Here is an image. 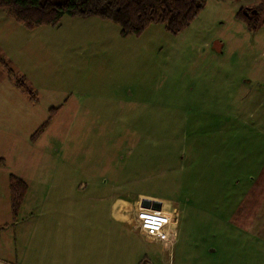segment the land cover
I'll return each mask as SVG.
<instances>
[{
  "label": "rangeland",
  "instance_id": "1",
  "mask_svg": "<svg viewBox=\"0 0 264 264\" xmlns=\"http://www.w3.org/2000/svg\"><path fill=\"white\" fill-rule=\"evenodd\" d=\"M240 9L264 14V0H207L176 34L150 24L122 36L118 24L96 16L27 28L0 8V56L32 94L25 109L13 105L8 119L0 116V149L14 140L0 192L25 168L29 207L40 193L45 207L79 210L55 217L59 223L97 221L88 210L100 193L127 223L140 199L180 212L170 254L111 217L108 235L78 227L76 264H264L224 206L239 187L230 181L241 178L243 190L264 147L262 138L245 140L248 123L264 131V24L249 30ZM59 106L43 141L30 143L37 120Z\"/></svg>",
  "mask_w": 264,
  "mask_h": 264
},
{
  "label": "crops",
  "instance_id": "2",
  "mask_svg": "<svg viewBox=\"0 0 264 264\" xmlns=\"http://www.w3.org/2000/svg\"><path fill=\"white\" fill-rule=\"evenodd\" d=\"M11 63L17 71H22L17 68L20 64L17 65L14 61H11ZM30 82L33 87L36 86L35 83ZM26 100L29 101V95L21 87L16 85L14 79L0 65V108H4V110L0 109L2 110L0 114V116L2 115V119H8V110H13L11 107L13 105H21L22 108L20 111L25 109ZM31 104L34 108L37 105L36 100ZM41 119H38L37 124L29 131L30 137L40 125ZM228 120L236 121L237 116L230 115ZM247 127L249 129L246 130L247 136L245 140L251 139L254 142V140H260L262 138L261 142L264 145V131L258 129L257 124L255 125L253 122L248 123ZM251 129L254 133L250 132ZM46 132L47 128L36 139L31 140L29 138L30 143L39 144L42 142V138ZM233 134L234 132H231L230 135ZM21 137L19 142L25 144V137ZM7 141L1 145L2 150L0 149V157L4 160V163L1 164L2 166L6 161L4 151L13 149L14 140ZM218 141L220 144V140ZM261 151H264V147L258 149L257 154L260 155V158H258L259 161L256 165L257 171L255 174L251 173L250 177H247L243 190L240 189L243 186L241 178L236 177L235 180L230 181L232 187L237 188L236 186H239V190L236 189L237 192L233 195V200L229 205H227V201H224V206L233 210L231 216H235L236 224H232L231 227L237 231L239 230L248 235L250 234L251 239L244 241V245L246 244V247L248 245L257 247L259 253L264 254V154ZM11 174L21 178L25 182V168L22 169L20 174ZM9 175L7 180L5 179L3 182V191L0 192V264H76L78 260L76 255L78 254L79 248L77 241L78 227L84 234H102L103 236L104 233L108 235V226L106 224L110 221L111 217L117 223H125L129 226L126 220L118 219L111 215V197L101 193L98 196L101 203H96L88 210L90 214H98L99 218L94 223H89L86 226L82 224L79 226L73 223L63 224L57 222L55 217L60 215H78L79 210L72 207L64 209L53 206L45 207L40 203V197L46 196L40 193H37L35 207H29L30 205H28L27 201L28 188L19 206L13 211L9 190ZM54 196H56V193ZM185 200H187V197H185ZM176 201L178 206L181 207V200L177 199ZM47 218H51L52 220L46 222ZM241 219H243L242 222L246 223L245 229H242L241 225H238ZM144 239L150 242L145 237ZM235 244L243 247L242 242L235 241Z\"/></svg>",
  "mask_w": 264,
  "mask_h": 264
},
{
  "label": "trees",
  "instance_id": "3",
  "mask_svg": "<svg viewBox=\"0 0 264 264\" xmlns=\"http://www.w3.org/2000/svg\"><path fill=\"white\" fill-rule=\"evenodd\" d=\"M207 0H0V8H6L17 22L27 28L38 25H56L65 15L68 16H96L107 19L119 25L122 36L139 34L150 24H162L166 31L176 34L186 27ZM236 17L242 20L247 28L255 31L260 24H264L263 13H247L240 9ZM0 65L7 74L14 79L17 86L25 93L31 91L24 83V77L16 76L5 58L0 56ZM59 107L50 109L49 116L38 126L30 137L36 139L48 126L51 117ZM4 163L0 157V165ZM9 190L13 211L19 206L27 191V184L21 178L9 175Z\"/></svg>",
  "mask_w": 264,
  "mask_h": 264
},
{
  "label": "built area",
  "instance_id": "4",
  "mask_svg": "<svg viewBox=\"0 0 264 264\" xmlns=\"http://www.w3.org/2000/svg\"><path fill=\"white\" fill-rule=\"evenodd\" d=\"M143 199H140L142 201ZM139 201V202H140ZM149 206L135 204L129 212L131 230L139 231L149 241L157 244L163 251L171 253L177 240V226L180 212L175 207L160 205L158 208L149 201Z\"/></svg>",
  "mask_w": 264,
  "mask_h": 264
},
{
  "label": "water",
  "instance_id": "5",
  "mask_svg": "<svg viewBox=\"0 0 264 264\" xmlns=\"http://www.w3.org/2000/svg\"><path fill=\"white\" fill-rule=\"evenodd\" d=\"M149 204V201L148 200H145V199H143V205L145 206V205H148Z\"/></svg>",
  "mask_w": 264,
  "mask_h": 264
}]
</instances>
